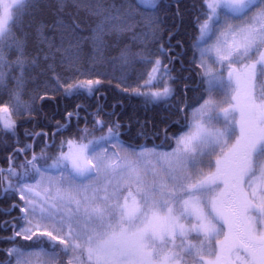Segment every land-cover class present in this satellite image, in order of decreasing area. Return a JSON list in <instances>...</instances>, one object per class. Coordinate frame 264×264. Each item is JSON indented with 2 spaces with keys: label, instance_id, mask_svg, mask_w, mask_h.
I'll use <instances>...</instances> for the list:
<instances>
[{
  "label": "snow or ice",
  "instance_id": "1",
  "mask_svg": "<svg viewBox=\"0 0 264 264\" xmlns=\"http://www.w3.org/2000/svg\"><path fill=\"white\" fill-rule=\"evenodd\" d=\"M73 7L96 18L89 35H81ZM167 7L164 0H0V89L12 105H0L5 148L9 136L21 143L13 114L38 122L43 103L36 101L49 93L90 97L104 86L99 74L68 82L58 72L66 65L80 73L75 53L85 42L100 54L108 37L132 32L141 46H125L120 59L125 67L148 66L147 79L122 92L145 104L173 98L181 79L173 67L184 52L173 55L183 45L173 44L179 33L166 23ZM195 26L191 62L202 70L205 95L198 107L176 109L186 120L192 109L187 132L163 129L164 140L174 141L170 151L124 140L131 123L99 103L94 110L76 104L51 133L25 129L32 142L13 147L0 167V192L18 197L0 209L11 217L2 222L11 235L0 237L9 245L0 249V264H35L41 255L48 257L43 264H264V0H202ZM26 69L36 71L28 76ZM73 118L75 131L61 136ZM136 123L137 137L159 136L149 128L155 122Z\"/></svg>",
  "mask_w": 264,
  "mask_h": 264
},
{
  "label": "trees",
  "instance_id": "2",
  "mask_svg": "<svg viewBox=\"0 0 264 264\" xmlns=\"http://www.w3.org/2000/svg\"><path fill=\"white\" fill-rule=\"evenodd\" d=\"M81 2L89 3L93 2V0H81ZM107 2L119 3L120 0H107ZM201 2L202 0H164V3L169 6L166 8V23L169 26H175L179 33L173 41V44H175L178 40L181 41L183 45L182 48H176L173 55H176V53L181 51L184 52V55L179 56V58L175 61L174 67L170 65V67H173V74L180 76L181 79L177 81L176 95L166 104H145L142 97L122 92L123 88L136 87L138 82H142L140 79L141 76H143L144 79H147L145 73L148 66L137 63L133 66L125 67L120 59L121 51L125 48V46L130 47L133 52L138 50L141 46L140 40L134 38L132 32H125L119 37H108L106 47L102 53L96 54L97 60H94L93 64L92 44L91 42H85L81 46L83 49L79 50V60L76 67H79L80 73H91L92 75H80V73L76 72L74 69L69 70L66 65L58 68V72L62 77L67 79L68 82H71L72 79L95 78L96 74H99L98 78L101 79L104 86L99 87L95 96L90 97H65L61 93H49L48 98L44 101H36L37 104L43 103V112L41 116L38 117V122L34 121L32 123H21V118L13 114L12 118L16 119L18 123V137L21 143L17 145L15 143L16 138L9 136L6 137L9 147L5 148L3 140H0V167L7 166V160L5 157L12 153L13 147H23L24 143L32 142L25 137V129L33 132L43 129V131L51 133L54 130L53 126L55 125V122H63L64 114L67 111H75V105L78 103L90 105V110H94L97 103H99L104 107L105 111H114L116 116H119L121 122L126 126L128 123H131L132 127L130 131L123 137L126 141H130L133 144H147L149 148H151L153 144L163 143L164 147L161 150H168L171 149V147H174V141L164 140L163 129L167 126L169 136L187 132L191 124L192 109L189 108L187 110V120L184 119L185 113L177 112L176 109L177 107H182L185 103L190 104L192 105V108H195L198 106L196 103L198 100L199 103L203 102V100H200L201 95H205L204 84L199 74L202 70L191 62V42L197 34L195 21L201 12ZM68 11L72 13L73 18L80 23L81 28L84 30L81 35H89V29L94 27L93 24L95 23L96 18L94 19V17H92L88 10L84 7H73L68 9ZM140 29L142 28L137 27V30ZM181 61H183V64H181ZM165 63H167V61H165ZM25 71L26 75L30 76L33 75L36 70L29 72L26 69ZM121 77L125 78L124 83L121 82ZM185 84L188 85L186 94L183 89ZM32 87L33 84L29 82L23 97L25 100L29 98L27 93L32 89ZM41 94L43 95V93ZM217 98L219 99L222 97ZM80 115L83 116L85 113L81 111ZM116 116L105 117V119H115ZM164 116H167L168 119L162 120V117ZM137 120L155 122L157 129H151V124L149 125V128L151 131L158 130L159 136L155 139L151 137L148 139H145L144 137H137L136 130L139 127V124L136 123ZM83 123V120H81V127H83ZM75 128L76 120L73 118L70 130L61 133V136L65 138L69 137L71 133L75 131ZM60 138L61 137L56 138L57 145L59 144ZM45 139H47V137H45ZM56 150V148L50 149V151ZM64 150L66 151L67 147H65ZM36 151L39 152V147L36 148ZM27 155L30 157L31 153L29 152ZM23 158L24 154H21L17 158V163L20 160H23ZM17 198L18 197L12 196V194L5 197L3 193L0 192V209L8 207L12 201ZM17 214L18 212L14 211L11 213V216H16ZM10 218V216H5L3 212L0 211V237L11 235L10 231L3 230L2 223L4 220ZM41 246L46 250L51 251L48 244H42ZM6 247H9V245L0 241V249ZM2 255L3 254L0 253V257H2ZM63 259L67 260V257H63Z\"/></svg>",
  "mask_w": 264,
  "mask_h": 264
},
{
  "label": "rangeland",
  "instance_id": "3",
  "mask_svg": "<svg viewBox=\"0 0 264 264\" xmlns=\"http://www.w3.org/2000/svg\"><path fill=\"white\" fill-rule=\"evenodd\" d=\"M95 19V18H94ZM95 22H96V19H95ZM95 25V23L93 24V26ZM140 31H142V29H140V30H137V28H136V30H135V32H136V35L138 36L141 32ZM134 36V35H133ZM81 49H83V47L82 48H80V50ZM79 53V52H78ZM78 53H75L76 55H78L79 56V54ZM73 53H70V55H72ZM96 54H98V53H96L94 50H93V47H92V64H93V62H94V60H97L96 58H97V55ZM8 59L9 60H13V59H15V54H12V55H9V57H8ZM209 63H211V61H209ZM214 67H219V65L218 64H214L213 65ZM19 69L18 68H16V69H13L12 70V74H18L19 73ZM227 75V73L225 72V76ZM12 80H11V78H9V87H11L12 86ZM3 102V103H2ZM7 104L8 106H9V108H11V102H10V97H9V95H8V93H7V90H5V89H0V105H2V104ZM203 103V102H202ZM198 107V106H197ZM4 114H2V113H0V116H3ZM213 124H215V126H217V127H219L220 126V123L219 122H217V121H213L212 122ZM171 149H168V150H166V149H163L162 151H170ZM67 151V150H66ZM137 151H138V149H137ZM132 159H134V158H132ZM156 167L157 168H160V167H163V163L161 162V164H157L156 165ZM53 175H59L58 173H53ZM84 183H88V181H84ZM70 207H74V206H70ZM45 249V248H44ZM48 251V250H47ZM50 252V251H49ZM48 257L47 256H44V255H41V256H36V257H33V259H34V261H35V264H43V262H44V260H46Z\"/></svg>",
  "mask_w": 264,
  "mask_h": 264
}]
</instances>
